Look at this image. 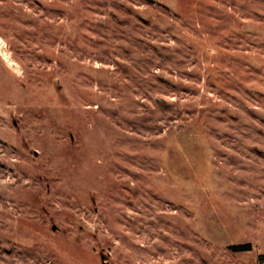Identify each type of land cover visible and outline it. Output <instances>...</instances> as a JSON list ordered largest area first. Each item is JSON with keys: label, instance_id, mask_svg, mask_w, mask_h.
<instances>
[{"label": "rangeland", "instance_id": "374dc122", "mask_svg": "<svg viewBox=\"0 0 264 264\" xmlns=\"http://www.w3.org/2000/svg\"><path fill=\"white\" fill-rule=\"evenodd\" d=\"M261 254L264 0H0V264Z\"/></svg>", "mask_w": 264, "mask_h": 264}, {"label": "trees", "instance_id": "16d2710c", "mask_svg": "<svg viewBox=\"0 0 264 264\" xmlns=\"http://www.w3.org/2000/svg\"><path fill=\"white\" fill-rule=\"evenodd\" d=\"M230 248L235 251H246V250H250L252 246L250 243H243V244L230 245ZM259 258L264 261V254H261Z\"/></svg>", "mask_w": 264, "mask_h": 264}, {"label": "bare ground", "instance_id": "6f19581e", "mask_svg": "<svg viewBox=\"0 0 264 264\" xmlns=\"http://www.w3.org/2000/svg\"><path fill=\"white\" fill-rule=\"evenodd\" d=\"M4 55L8 57V61L7 62L10 63V64H13V61L11 60L10 56L8 55V53H5Z\"/></svg>", "mask_w": 264, "mask_h": 264}, {"label": "water", "instance_id": "95a60500", "mask_svg": "<svg viewBox=\"0 0 264 264\" xmlns=\"http://www.w3.org/2000/svg\"><path fill=\"white\" fill-rule=\"evenodd\" d=\"M5 60L8 61V57L7 56H4Z\"/></svg>", "mask_w": 264, "mask_h": 264}]
</instances>
